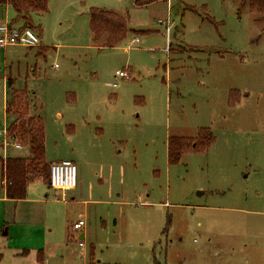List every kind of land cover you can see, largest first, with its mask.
<instances>
[{
  "label": "rangeland",
  "instance_id": "1",
  "mask_svg": "<svg viewBox=\"0 0 264 264\" xmlns=\"http://www.w3.org/2000/svg\"><path fill=\"white\" fill-rule=\"evenodd\" d=\"M91 7L126 17L118 45L93 38ZM31 28L49 48L0 51V125L12 78L44 121L46 161L78 167L66 202L31 183L58 217L49 264H264V14L248 0H49ZM203 127L213 145L169 164L170 138Z\"/></svg>",
  "mask_w": 264,
  "mask_h": 264
},
{
  "label": "trees",
  "instance_id": "2",
  "mask_svg": "<svg viewBox=\"0 0 264 264\" xmlns=\"http://www.w3.org/2000/svg\"><path fill=\"white\" fill-rule=\"evenodd\" d=\"M157 1L160 0H135V3L138 6H144ZM248 1L252 12L264 14V0ZM7 4L16 12L12 23L22 21L24 24L22 28H31L33 14L47 12L49 0H0V7ZM89 25L94 39L107 36L105 43L107 46L118 45L129 32L126 17L112 10L97 7L90 8ZM14 83V79H7L9 98L6 113L8 117H12L9 128L24 146H28L30 156L0 157V172L6 179L7 196L22 199L26 197L28 186L34 179L42 177L46 181L49 180L50 165L46 161L44 121L40 116L30 114L29 91L26 88H15ZM214 142L215 136L208 127L201 128L194 138L172 137L168 143V162L175 165L180 162L184 154L202 153L207 151ZM153 264L162 263L155 259Z\"/></svg>",
  "mask_w": 264,
  "mask_h": 264
},
{
  "label": "crops",
  "instance_id": "3",
  "mask_svg": "<svg viewBox=\"0 0 264 264\" xmlns=\"http://www.w3.org/2000/svg\"><path fill=\"white\" fill-rule=\"evenodd\" d=\"M6 6H8V4ZM2 20L4 21V19ZM6 22L18 28L23 27L20 21L17 23H12V21ZM44 46V44L41 45L40 43V45L36 47L43 48ZM15 47L24 46L11 45L0 48V51L4 50L6 57V54L8 53L6 49ZM27 48L32 49L34 47ZM6 79L7 78H5L4 82V87L6 90L4 93L5 98L9 94V90L6 85ZM7 100L4 104L5 116H7ZM23 146L24 144H22V147ZM22 147L17 148V150L21 149ZM0 149L4 154V149L2 147ZM8 151L9 150H7V152ZM3 154L0 157H3ZM7 157L15 156L8 155L7 153ZM73 162L75 163V161ZM5 181L6 179L4 175L0 172V264H49L51 258L53 257L52 245L57 243L55 242V221L53 220L58 217L55 214H48L47 211L37 209L40 204L48 202L46 198L48 195H50L49 192L45 194L46 189L32 190L31 182L28 186L27 195L25 198L13 199L7 196ZM45 184L47 185V183ZM47 188L48 190L51 189L49 184L47 185ZM62 195L64 198L67 197L66 193L64 192ZM75 197L77 196L72 197V199L74 200ZM66 201L67 198L63 200V202ZM86 225L80 231V239H84L85 237Z\"/></svg>",
  "mask_w": 264,
  "mask_h": 264
},
{
  "label": "built area",
  "instance_id": "4",
  "mask_svg": "<svg viewBox=\"0 0 264 264\" xmlns=\"http://www.w3.org/2000/svg\"><path fill=\"white\" fill-rule=\"evenodd\" d=\"M169 30V28H168ZM139 41V37L133 39V42ZM41 43L40 36L32 28H18L10 23L0 19V48L11 45H21L26 47H36ZM115 75L120 78L128 77V73L117 70ZM116 86V83L114 84ZM0 142L4 149L3 158H7V150L10 147L20 148L22 143L10 132L9 124L0 125ZM49 184L52 189L59 192L75 189L78 186V167L71 160H61L50 164ZM86 225V219L80 218L73 223L76 231H81ZM79 246L84 247L82 239Z\"/></svg>",
  "mask_w": 264,
  "mask_h": 264
}]
</instances>
